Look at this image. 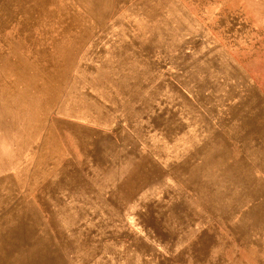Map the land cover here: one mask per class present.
<instances>
[{
	"label": "rangeland",
	"instance_id": "374dc122",
	"mask_svg": "<svg viewBox=\"0 0 264 264\" xmlns=\"http://www.w3.org/2000/svg\"><path fill=\"white\" fill-rule=\"evenodd\" d=\"M0 264H264V0H0Z\"/></svg>",
	"mask_w": 264,
	"mask_h": 264
}]
</instances>
